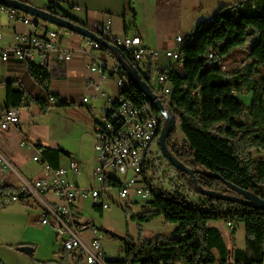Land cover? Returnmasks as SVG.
Instances as JSON below:
<instances>
[{
  "label": "trees",
  "instance_id": "16d2710c",
  "mask_svg": "<svg viewBox=\"0 0 264 264\" xmlns=\"http://www.w3.org/2000/svg\"><path fill=\"white\" fill-rule=\"evenodd\" d=\"M47 10L81 23L57 2H52ZM248 44L245 56L249 61L234 72L231 79H226V71L220 63ZM102 49L115 56L111 49L105 46ZM181 49L180 68L185 76L179 72L172 73V93L169 100L163 99V103L179 119L189 151L173 143L175 133L168 138L170 150L178 159L197 170L196 177L202 188L235 194L227 184L231 182L264 198V156L255 157L252 154L253 149L264 151V0L222 5L211 20L200 23L193 34L185 38ZM211 53H215L213 60L209 57ZM124 55L128 62L135 65L130 57ZM118 65L121 73L127 75L119 61ZM27 66L35 81L49 90L51 71L35 62ZM155 71L156 68L151 65L150 75L143 74L152 87ZM2 83L7 89L6 106L21 108L35 103L43 113L49 110L51 105L48 101L34 99L25 90H14L11 81ZM246 91L254 95L248 118L247 106L239 97ZM125 95L134 103H150L135 84L125 88ZM66 103L60 100L57 105ZM151 105L161 116L160 135L164 120L156 106ZM36 145L46 148L44 158L53 167L60 165L61 149L43 143ZM206 172L219 173L225 180L211 177ZM181 176L200 193L189 174L181 172ZM107 184L117 187L121 183L108 180ZM15 189L9 181L1 184L0 179V195ZM153 195L149 204L155 211L133 215L132 218L148 222L156 215H162L167 222L177 224L173 237L139 241L128 239L124 246L125 257L114 258L110 264H215L217 261L228 264L231 259L236 264H264L263 209L202 195L201 203L194 205L181 196L156 188ZM96 209L104 211L101 207ZM212 221L244 223L246 248L233 250L220 230L209 225ZM235 231L236 228H233V235ZM59 256L63 264L85 263L83 257L65 248ZM0 264H3L1 259Z\"/></svg>",
  "mask_w": 264,
  "mask_h": 264
},
{
  "label": "built area",
  "instance_id": "2783aa9c",
  "mask_svg": "<svg viewBox=\"0 0 264 264\" xmlns=\"http://www.w3.org/2000/svg\"><path fill=\"white\" fill-rule=\"evenodd\" d=\"M0 12H5L11 21L30 25L35 29L32 33L17 34L14 45H0V62H23L27 65L35 62L54 73L59 69V62L67 63L72 60L73 51L60 46V38L66 29H55L49 22L7 5L0 4ZM86 27L120 47L124 54L134 61L142 75H150L152 63L161 55L160 50L144 46L142 37L138 33L115 35L110 17ZM85 38L88 47L95 49L104 47L95 39ZM182 38H184L182 35H177L176 47L164 51V55L171 60V63L158 73L156 83L153 82V89L162 100H169L172 93L170 81L172 73L179 72L185 76L180 68ZM2 39L3 33L0 31V41ZM209 57L213 60L215 53H211ZM90 68L102 73L104 79L109 77V73L106 72L107 65L99 63V60L91 64ZM109 69L117 78L120 94L118 101H109L101 108L95 122L93 184L82 185L75 179L82 175L77 160L70 158L67 163L53 167L44 158L46 148L38 147L26 136L23 137L20 145L34 150L33 161L44 166V176L32 179L23 176L0 151V168L2 170L11 168L21 181L15 190L0 195V208L30 197L40 200L44 204L42 224L51 225L61 239L63 248L83 257L86 264H110L113 260L102 247L99 228L85 222L79 209V201L85 198H91L95 207L103 209L110 207L111 205L106 202L105 194L108 193L111 197L109 190L114 187L107 184L108 180L120 181L121 184L116 188L121 200L133 201L134 197L138 196L148 203L154 198V188L181 196L194 205L201 203L202 195L197 193L182 178L181 171L163 156L159 145L161 116L156 111L150 110L146 102L126 105L125 88L130 83V79L121 73L118 64ZM96 88L98 89L99 86ZM89 99V96L83 97L86 102ZM46 101L56 105L60 103V98L51 94ZM162 119L164 127L163 115ZM21 123L20 108L0 106V129L19 128ZM185 145H188L186 140L183 144H179V147L184 149ZM117 175H121L123 179L117 178ZM4 183L5 180L2 179L1 184Z\"/></svg>",
  "mask_w": 264,
  "mask_h": 264
},
{
  "label": "rangeland",
  "instance_id": "374dc122",
  "mask_svg": "<svg viewBox=\"0 0 264 264\" xmlns=\"http://www.w3.org/2000/svg\"><path fill=\"white\" fill-rule=\"evenodd\" d=\"M149 1L153 2V0H146L147 3ZM202 1L204 8H197L195 5L201 4ZM157 2L163 19L162 34L167 43H172L178 34L184 38L191 36L200 23L209 21L206 18L207 13L215 14L221 7L214 10L218 0H157ZM142 5V0H128V24L133 25L132 31L141 29V24L149 25L148 34L154 39L155 31L148 23V18L142 13ZM134 13H140L138 29L135 24L138 14L134 15ZM249 46L248 44L246 47L238 48L230 54V57H225L224 61L220 63L226 71V79H231L233 73L242 69L249 61L245 56V51ZM164 58L166 62L170 61L165 56ZM158 73L159 69L156 68L153 75L154 83H156ZM112 80V82H116L117 78ZM253 96V92L248 91L239 94L247 106V118L250 115ZM5 99V84L0 82V106L5 104ZM94 104L98 105L95 112L99 117L100 109L104 105L99 106V100H96ZM89 106L90 104L78 101L67 107L50 106L45 113L37 104L24 105L20 108L22 128L29 135L31 142L34 144L42 142L46 146L61 147L71 153V158L80 163L82 175L78 180L82 185H91L94 182L92 177L95 155L94 138L86 131L82 121L83 117L75 110L86 113ZM166 108L169 111V107L166 106ZM176 119L177 128L173 132L175 133L173 143L179 146L184 143L185 136L180 129L179 119ZM14 149L20 163L17 169L24 176L29 179L44 176V166L33 161L35 154L33 149L21 147L20 144L15 145ZM183 150L189 151L188 145H185ZM252 154L255 157H261L264 156V151L253 149ZM66 159L70 158L66 157ZM184 163L187 164V162ZM6 173L12 174L11 168L7 169ZM5 178L7 179V177ZM117 178L123 179L121 175H117ZM0 179L2 180L4 177L0 175ZM14 180L17 185H20L19 179L15 178ZM109 193L111 197L108 196V193L105 194V197L106 202L111 205L110 207L101 212L95 208L91 198H85L81 202V213L85 222L99 228V235H102V247L110 258L125 257L124 246L128 239L139 241L144 238L167 239L173 237L177 224L167 222L162 215H156L153 220L148 222L132 218L133 215L143 212H154L155 209L149 203L138 196L134 197L133 201L132 199L121 200L116 187L111 188ZM43 207L44 204L40 200L30 197L0 209V259L3 264H63L59 256L63 249V243L51 225L42 224ZM209 225L220 230L225 241L233 250L246 248L247 233L244 223H234L236 228L234 235L225 221H212ZM215 264L220 263L217 261ZM228 264L236 263L231 259Z\"/></svg>",
  "mask_w": 264,
  "mask_h": 264
},
{
  "label": "crops",
  "instance_id": "0c3cea01",
  "mask_svg": "<svg viewBox=\"0 0 264 264\" xmlns=\"http://www.w3.org/2000/svg\"><path fill=\"white\" fill-rule=\"evenodd\" d=\"M32 4L38 8L47 9L52 2H57L64 10L70 13L74 18H76L85 26L92 25L99 20L112 18L113 21V33L118 36H125L127 34L138 33L141 35L143 40V45L148 48L158 49L161 52L160 62L159 58L152 63V65L159 69L168 67L171 60L166 62L164 58V51L166 49H171L176 47V42L173 39L172 43L165 42L164 35L162 34V22L159 4L157 0H153L151 3L142 0L143 9L142 13L148 18V23L151 28L155 31V38L152 39L148 34L149 25L141 24V29L139 26V16L136 19V26L138 31H132V24H128V0H21ZM245 0H218L217 6L214 8L216 10L222 5H236L244 2ZM197 8H204L203 1L199 5H195ZM213 10V11H214ZM134 11V10H133ZM134 13V15H136ZM214 14L207 13V20H211ZM138 24V25H137ZM51 27L58 29L57 26L50 24ZM136 28V27H135ZM0 31L3 33V39L0 41V45H14L16 44V35L19 33H32L35 29L30 25H25L19 22L11 21L5 12H0ZM179 35V34H178ZM60 46L66 50L73 51L74 56L69 62H59L58 68L52 73V79L50 83V89L47 90L40 84H38L32 77L28 70L27 64L23 62H11L2 63L0 62V82H13L14 90H25L26 93L34 99L47 100L49 95H57L60 100L67 102L63 106H70V104L75 102H83L84 96H89V101L86 102L90 104L88 107V112L84 113L75 110L76 113H80L83 117V124L86 127V131L89 134L94 135V126L97 120L95 109L98 105L94 104L96 100H99V106H105L109 101H117L119 99V85L116 82H112L115 79V75L110 73L111 67L118 64L116 55L114 56L111 52L104 49H95L88 47L86 45V38L78 33L64 30L60 38ZM166 57V56H165ZM167 58V57H166ZM169 59V58H167ZM99 63H104L107 65L106 72L109 73L108 78H103L102 73L99 71H94L90 68V65L98 61ZM61 70V73L59 71ZM115 81V80H114ZM99 86L97 89L96 87ZM6 89V86H5ZM7 104V89H6V99L5 104ZM35 105L34 103H31ZM28 105V104H27ZM53 106L54 104H50ZM56 106H58L56 104ZM101 110V109H100ZM83 113V114H82ZM100 115V112H99ZM22 119V117H21ZM84 134L86 132L84 131ZM36 135V134H35ZM26 136L29 140V135L25 133L22 128V123L19 128H11L9 130L0 129V151L6 156V158L12 163L16 168L17 172L22 174L17 166L20 163L17 160L14 146L19 145L23 137ZM42 143V142H39ZM55 147V146H51ZM62 150L60 157V164L67 163L71 158V153L62 149L61 147H55ZM9 169V168H7ZM5 170L0 168V175L4 177L5 181H9L15 187L18 185L15 183V172L12 170V174H7ZM23 175V174H22ZM24 176V175H23ZM7 177V179L5 178ZM79 176L75 179L78 180ZM18 179V178H17ZM79 201V209L81 208V202ZM96 208V207H95ZM82 215V213H81ZM228 226L232 230L235 228L233 222H227Z\"/></svg>",
  "mask_w": 264,
  "mask_h": 264
},
{
  "label": "water",
  "instance_id": "95a60500",
  "mask_svg": "<svg viewBox=\"0 0 264 264\" xmlns=\"http://www.w3.org/2000/svg\"><path fill=\"white\" fill-rule=\"evenodd\" d=\"M0 4L19 9L29 15L49 22L50 24H53L58 28H64L69 31L78 33L84 37L95 39L103 46L111 49L115 53L119 63L125 70L132 85L135 84L146 95L148 100L156 106L158 111L165 118V125L163 127L162 133L159 135V145L163 156L179 171L187 173L192 177L195 185L200 190V194L217 200L237 202L264 210L263 197L253 192L252 190L241 188L231 182H228L227 184L236 192L235 194L221 193L215 190H207L201 187L196 177L197 170L178 159L169 148L168 138L177 128L176 117L167 110L166 106L163 103V100L154 91L153 87L143 78V75L140 70L134 64L127 61L124 52L120 47L109 42L108 40H105L103 37L99 36L97 33L90 30L88 27L81 23L69 20L68 18L62 15L51 13L47 9L38 8L36 6H33L32 4H29L28 2L21 0H0ZM206 173L211 177L225 180L223 176L219 173Z\"/></svg>",
  "mask_w": 264,
  "mask_h": 264
},
{
  "label": "bare ground",
  "instance_id": "6f19581e",
  "mask_svg": "<svg viewBox=\"0 0 264 264\" xmlns=\"http://www.w3.org/2000/svg\"><path fill=\"white\" fill-rule=\"evenodd\" d=\"M184 43H185V38L180 39V58H181V50H182L181 48L183 47ZM131 86H132V83H131V81H130V83L126 85V89L131 88ZM125 96H126V95H125ZM83 102L86 103V100H83ZM151 104H152L151 102H150V103L147 102V103H146V106H150V110L154 111V110H153V107H152ZM126 105H135V103H134L133 101H131V99H129V98L126 96Z\"/></svg>",
  "mask_w": 264,
  "mask_h": 264
}]
</instances>
